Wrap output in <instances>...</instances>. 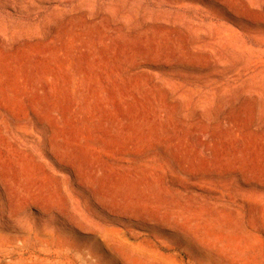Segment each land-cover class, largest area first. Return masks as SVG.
<instances>
[{"label": "rangeland", "instance_id": "374dc122", "mask_svg": "<svg viewBox=\"0 0 264 264\" xmlns=\"http://www.w3.org/2000/svg\"><path fill=\"white\" fill-rule=\"evenodd\" d=\"M0 264H264V0H0Z\"/></svg>", "mask_w": 264, "mask_h": 264}]
</instances>
